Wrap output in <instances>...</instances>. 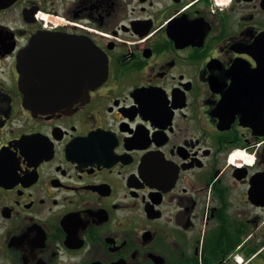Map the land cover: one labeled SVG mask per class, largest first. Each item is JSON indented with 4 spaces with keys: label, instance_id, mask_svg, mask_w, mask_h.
<instances>
[{
    "label": "flooded vegetation",
    "instance_id": "af4514ba",
    "mask_svg": "<svg viewBox=\"0 0 264 264\" xmlns=\"http://www.w3.org/2000/svg\"><path fill=\"white\" fill-rule=\"evenodd\" d=\"M0 264H264V0L0 9Z\"/></svg>",
    "mask_w": 264,
    "mask_h": 264
},
{
    "label": "water",
    "instance_id": "95a60500",
    "mask_svg": "<svg viewBox=\"0 0 264 264\" xmlns=\"http://www.w3.org/2000/svg\"><path fill=\"white\" fill-rule=\"evenodd\" d=\"M14 2H15V0H0V9L8 7V6L12 5ZM96 69L97 70H95V74H94L95 82L99 83V80L102 79L107 74V71H108L107 70V64L106 63L104 64V62L102 61L101 67L99 69L98 68H96ZM91 86H92V84L88 83L86 85V88L91 87ZM50 104H52V103H50Z\"/></svg>",
    "mask_w": 264,
    "mask_h": 264
}]
</instances>
